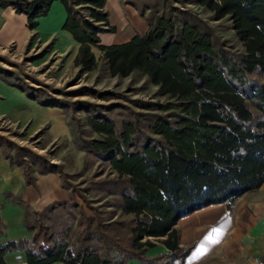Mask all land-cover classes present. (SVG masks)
<instances>
[{
	"label": "trees",
	"instance_id": "obj_1",
	"mask_svg": "<svg viewBox=\"0 0 264 264\" xmlns=\"http://www.w3.org/2000/svg\"><path fill=\"white\" fill-rule=\"evenodd\" d=\"M53 1L0 0V7L26 14L34 29ZM59 1L67 14L63 28L79 43L75 66L87 72L100 60L111 76L138 73L164 101L142 103L159 113L119 126L88 120L99 137L81 149L108 163L114 173L109 194L125 219L106 221L90 207L92 214L81 213L77 230L68 226L51 235L44 214L29 211L32 239L0 246V264H6L5 253L19 248L26 264H181L190 248L179 245V218L215 203L230 211L239 196L264 182V0L193 1L209 20L230 22L241 50L220 39L208 19L169 0H129L148 31L123 44L99 45L98 34L114 30L105 0ZM14 163L27 184L35 183V172L55 171L44 160L34 169L19 152ZM60 175L73 199L72 186ZM156 242L168 251L148 256Z\"/></svg>",
	"mask_w": 264,
	"mask_h": 264
},
{
	"label": "rangeland",
	"instance_id": "obj_2",
	"mask_svg": "<svg viewBox=\"0 0 264 264\" xmlns=\"http://www.w3.org/2000/svg\"><path fill=\"white\" fill-rule=\"evenodd\" d=\"M143 1L154 3L156 0H140ZM169 1L202 18L210 17L193 4L194 0ZM82 13L88 16L87 10ZM208 21L220 39L230 47L242 49L227 19ZM50 48L36 43L20 51L15 47H0V78L39 106L35 116L25 121L13 120L24 119L20 116H0V152L5 158L10 157V164H14L19 152L34 169L44 160L72 186L73 199L44 216L49 233L60 235L68 226L77 230L81 213L92 214L90 207L106 221L125 219L114 206L116 196L109 194L112 188L107 183L114 173L108 163L81 149L87 140L99 137L88 120L108 119L119 126L122 121H136L144 119L147 113H159L141 108L142 103L164 99L156 95V86L138 73L111 76L100 60L96 68L85 72L74 65L69 54H53ZM93 50L98 58L99 50L95 46Z\"/></svg>",
	"mask_w": 264,
	"mask_h": 264
},
{
	"label": "crops",
	"instance_id": "obj_3",
	"mask_svg": "<svg viewBox=\"0 0 264 264\" xmlns=\"http://www.w3.org/2000/svg\"><path fill=\"white\" fill-rule=\"evenodd\" d=\"M104 10L114 30L99 33V45L123 44L149 29L145 17L129 0H105ZM66 18L65 7L54 0L47 14L38 17L37 26L30 29L26 14L11 6L0 7V47L20 51L30 43L50 45L53 54H69L74 62L79 43L63 28ZM38 108L35 101L0 78V116H20L24 119L13 120L25 121L35 116ZM69 199L70 190L59 172H35V183L27 184L21 166L10 164L0 152V246L30 241L33 231L26 224L29 211L45 216ZM175 227L179 245L190 248L181 264H264V182L239 196L230 211L224 203L210 204L182 216ZM167 251L156 242L147 255ZM3 260L6 264H26V252L23 248L7 252ZM129 264L142 263L133 260Z\"/></svg>",
	"mask_w": 264,
	"mask_h": 264
}]
</instances>
